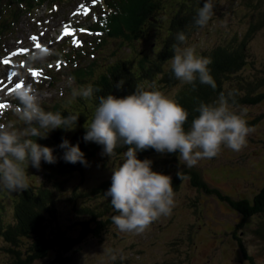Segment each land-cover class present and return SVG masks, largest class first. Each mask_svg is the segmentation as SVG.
<instances>
[{
	"label": "clouds",
	"instance_id": "1",
	"mask_svg": "<svg viewBox=\"0 0 264 264\" xmlns=\"http://www.w3.org/2000/svg\"><path fill=\"white\" fill-rule=\"evenodd\" d=\"M213 0H205L197 10L195 25H208L214 13ZM176 42L171 45L173 55L168 66L176 80L183 85H208L213 90L217 85L210 74L211 61L196 54L194 46L187 44L183 31L176 34ZM53 55H60L46 45L36 47L26 57L29 66L43 63ZM20 81L26 77L18 73ZM122 79L117 88H122ZM73 78H68L71 89L70 100L94 98L101 89L92 83L73 87ZM15 87L14 97L19 101L15 106L17 120L0 122V190L12 193L24 192L29 188L28 168H41V162L55 164L57 157L53 149L37 143V138H47L58 128L74 130L79 116L69 112L45 110L42 102L48 96L33 84ZM234 92H221L214 103L201 102L194 109L198 113L190 126L189 112L176 99L156 88L155 82L145 86L137 83L132 94L117 97L113 94L101 95L94 107L91 121L84 125L87 129L83 139L103 146V155L111 159L118 147L127 146L121 154L122 164L112 169L111 186L105 193L111 197V206L117 215L112 222L121 233L141 234L162 216H169L174 208V188L172 177L153 170V161L139 159L137 153L154 149L157 153H178L180 165L192 168L203 159L216 157L222 148L239 152L247 145L250 128L244 116L231 110L229 103ZM19 125L18 126V122ZM66 149L63 159L67 163H80L85 167L88 161L79 144L71 145L65 139L59 146ZM177 176L183 180L182 170ZM250 255L251 247L247 248ZM115 259V257H113Z\"/></svg>",
	"mask_w": 264,
	"mask_h": 264
},
{
	"label": "rangeland",
	"instance_id": "2",
	"mask_svg": "<svg viewBox=\"0 0 264 264\" xmlns=\"http://www.w3.org/2000/svg\"><path fill=\"white\" fill-rule=\"evenodd\" d=\"M137 4L136 9H141L144 14L149 13L146 0H139ZM216 6L215 14L208 25L198 28L191 36V41H187L184 45L194 46L196 54L200 57L204 56L206 49L228 43L226 41L235 35H241L248 27L247 15L251 10L242 0H218ZM124 32L130 42H133L137 36L141 37L139 27L130 20L129 14L125 19L121 35ZM141 42L143 40H140ZM138 52H140L139 48L131 51L128 45L120 44L113 49L110 58L114 60L122 56L128 60L131 56H137ZM248 53L249 58L243 69L240 73L232 75L230 79V85L240 96L246 93L256 96L264 92V30H259L253 36L249 42ZM99 56L100 54H97L95 57ZM77 59L79 60V57ZM95 60L100 63L99 59ZM79 61L77 66L84 65V60ZM248 81H252V86ZM177 89L178 86H175L172 93ZM48 92L50 97L47 102L56 104L62 101L61 97H69L71 90L56 84ZM230 106L233 111L239 113L245 111L244 118L247 120L262 115L256 124L250 126L254 131L247 137L248 146L246 145L239 152L222 148L216 157L203 159L197 165L205 181L211 186L219 187L233 198L252 199L264 186V98L256 104H230ZM137 155L142 160L143 157L139 153ZM115 156L113 160L99 152L96 159L89 163L91 169L63 177L65 178L62 179L63 189H55L58 195L57 201H61V205L56 214L49 216L55 227L75 236L79 234L81 226L78 224L80 211L75 207L97 205L100 207L98 210H101L111 204L109 198L104 199L102 195L85 197L78 193H83L95 183L112 177V169L123 163L121 155ZM155 159L162 160L158 157ZM184 168L187 167L180 165L179 159L169 161L166 165L169 174H175ZM32 173L30 180L44 181L42 166L40 169L33 168ZM43 184L51 186L48 181H44ZM74 193L77 197L72 201L69 196L72 194L73 197ZM0 203H2L1 198ZM4 217L8 219L7 221L12 220L11 203L7 204ZM106 220L108 218H104L102 222ZM260 220L259 215L245 217L228 202L218 199L214 194L198 190L192 186L189 179H186L175 194L171 215L162 216L154 221L143 234L121 233L114 224H107V228L100 235L88 236L71 250L67 255L69 259L64 264H252L246 256V253L249 255L248 247L252 249L249 256L255 263L264 264V245L254 233V225ZM21 242L23 243L21 246L26 243V241ZM7 254V250L0 249V264H9L12 258ZM60 255L55 251L48 259H40L33 264H59Z\"/></svg>",
	"mask_w": 264,
	"mask_h": 264
},
{
	"label": "trees",
	"instance_id": "3",
	"mask_svg": "<svg viewBox=\"0 0 264 264\" xmlns=\"http://www.w3.org/2000/svg\"><path fill=\"white\" fill-rule=\"evenodd\" d=\"M242 1L251 10L247 15L249 18L247 29L241 35H235L230 38V40L226 41L228 43L214 45L204 51L203 57L211 61L209 65L210 74L217 85L216 89L213 90L208 85L200 84L198 80L195 88L192 85L181 84L176 80L167 63L173 55L171 45L176 42V34L183 31L187 36V41H191V36L199 28L195 25V17L197 10L203 6L205 0H146L149 13H142L139 18V22H141L140 29L144 32V46L138 45L139 57L130 63L127 62V66L123 65V61L119 60L118 65H121L123 69L114 73L108 70L106 64L101 71V79L98 80V84H101L106 90L97 92L91 100L85 101L83 99L84 103L77 107H68L67 114L71 112L79 116L74 130L65 131L62 128L56 130L55 140L67 139L73 146L79 144L81 151L85 154V159L88 161V166L85 167L80 163L65 162L63 156L66 149L60 148L62 151L57 150L53 153L57 157L55 164L41 162L44 169L42 178H44V181H48L51 186L43 184L44 181L39 182L29 179V188L24 192L12 193L0 190V198L2 200V203H0V249L7 250V255L12 258L9 264H33L37 260L48 259L55 251L61 254L58 258L59 264H64L69 259L68 253L88 236H98L107 228V224H113L111 218L118 213L111 210V204L101 210H98L100 207L97 205H89L90 207L84 208L75 207L80 211L78 224H81L79 234L75 236H71L61 228V230L58 229L49 219L50 215L56 214L59 205H61V201H57L58 195L55 189H63L62 179H65L63 177L78 171L83 172L91 169L92 166H89L91 160L99 152H103L102 145L95 142H86L83 139V134L85 135L87 131L84 125L87 121H91L99 96H106L107 94H113L117 97L127 96L135 91L137 83H143L148 86L155 82L158 90L166 95L173 96L171 98L176 99L188 110L189 120L185 125L186 129L190 126L192 119L198 115L194 111L198 104L201 102L214 103L221 92H224L225 95L228 92H234L235 95L230 98L229 103L235 105L244 103L256 104L264 98V92L256 96H252L249 93L240 96L235 92L236 89L230 85L232 75L240 73L249 58V42L259 30H264V0ZM217 2L218 0H213L214 11L217 7ZM121 8L123 7L115 9L119 11ZM105 9L108 10L107 8ZM76 55L75 53L73 57H76ZM118 65L115 67H118ZM82 68L73 64L69 70V75L78 78L81 76L78 73L83 71ZM122 79L125 81L123 87L117 88L116 85ZM243 81L247 82V80ZM98 84L95 87L100 88L101 85ZM248 84L252 86V81H248ZM175 86H178V89L175 93H172ZM234 112L239 114L238 111ZM261 116L253 120L246 119L248 126L256 124ZM126 150L127 146L118 147L116 156H120ZM138 153L143 157H141L142 160L150 159L153 161L152 167L154 171L172 177L175 194L179 191L182 183L189 179L192 182V186L198 188V190L214 194L218 199L228 202L245 217L259 215L261 220L254 225V233L264 245V186L252 199L233 198L219 187L211 186L205 181L198 165L192 168H184L182 174L185 179L183 180L177 176L178 172L169 174L166 171L167 162L177 160L178 153L161 154L154 149ZM155 157L162 158V160L157 161ZM48 173L51 175H47ZM45 175L47 178H45ZM110 186L111 177L103 179L100 183H95L85 192L78 194H83L85 197L102 195L104 199L109 198L111 203L110 197L105 196ZM76 197V193L73 194V197L72 194L69 196L72 201ZM8 203L12 204V220L10 221H7L8 219L4 217ZM104 218H108V220L103 223L102 220ZM21 241H26L25 245L21 246L23 244ZM239 241L241 240L239 239ZM244 250L246 251L245 248ZM246 256L251 260L252 264H256L247 253Z\"/></svg>",
	"mask_w": 264,
	"mask_h": 264
},
{
	"label": "bare ground",
	"instance_id": "4",
	"mask_svg": "<svg viewBox=\"0 0 264 264\" xmlns=\"http://www.w3.org/2000/svg\"><path fill=\"white\" fill-rule=\"evenodd\" d=\"M129 4L132 2L131 0H128L127 1ZM105 8H107L108 10H106ZM98 9H99V11H101V12H103L104 14H105V16H110L111 15V13L112 12H114V13H116V14H118L119 16H121L122 17V20H121V24L120 25H124L125 24V19L128 17V13H131V7H128L127 9H125V8H121L119 11H116V9L115 8H110V7H108V3L106 2V6H99L98 7ZM78 54L79 53V49L78 48H73V50H71V53H70V58L71 59H74L75 57H73V55L74 54ZM88 62H90L89 60H88ZM80 63V61H78L77 63H74V65H76L77 66V64H79ZM96 65V64H95ZM82 67L84 66V65H81ZM83 69V68H82ZM70 77H72V78H75L74 76H70ZM123 153V152H122ZM116 157V156H115ZM113 160H114V158H113ZM118 163V162H117ZM104 164V163H103ZM108 165V164H107ZM104 166V165H103ZM110 166V165H109ZM129 234V233H128ZM143 234V233H142Z\"/></svg>",
	"mask_w": 264,
	"mask_h": 264
},
{
	"label": "snow or ice",
	"instance_id": "5",
	"mask_svg": "<svg viewBox=\"0 0 264 264\" xmlns=\"http://www.w3.org/2000/svg\"><path fill=\"white\" fill-rule=\"evenodd\" d=\"M65 34H66V35L69 34L67 30H65ZM32 39H33V40H36L37 38H36V37H32ZM39 46H40L39 44L36 45V47H39ZM21 51H25V50L21 49ZM15 54H16V53H14L13 55H15ZM4 63L7 64V63H9V61H8V60H5ZM12 75L15 76L16 73H12ZM33 75H34V76H39L40 73H38V72H34ZM19 86H22V85H16V87H19ZM5 107H6L5 104L0 103V109H3V108H5Z\"/></svg>",
	"mask_w": 264,
	"mask_h": 264
}]
</instances>
